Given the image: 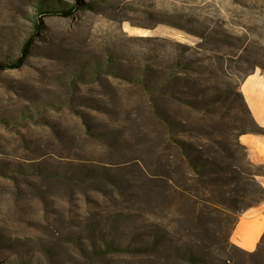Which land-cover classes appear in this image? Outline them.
Wrapping results in <instances>:
<instances>
[{"label":"rangeland","instance_id":"374dc122","mask_svg":"<svg viewBox=\"0 0 264 264\" xmlns=\"http://www.w3.org/2000/svg\"><path fill=\"white\" fill-rule=\"evenodd\" d=\"M31 37L0 72V264H264L231 242L264 203V0H0V62Z\"/></svg>","mask_w":264,"mask_h":264},{"label":"crops","instance_id":"0c3cea01","mask_svg":"<svg viewBox=\"0 0 264 264\" xmlns=\"http://www.w3.org/2000/svg\"><path fill=\"white\" fill-rule=\"evenodd\" d=\"M253 121L264 129V75L255 71L244 78L239 89ZM249 157L264 164V135L243 139ZM264 186V180L261 181ZM264 240V203L245 211L237 220L231 242L247 252L256 251Z\"/></svg>","mask_w":264,"mask_h":264},{"label":"trees","instance_id":"16d2710c","mask_svg":"<svg viewBox=\"0 0 264 264\" xmlns=\"http://www.w3.org/2000/svg\"><path fill=\"white\" fill-rule=\"evenodd\" d=\"M73 7L76 6H70V7H65L63 5H59L56 7H50L47 5H42L40 6V11H44V13L46 15H51V16H59V17H63V18H68L71 17L74 14V9ZM35 28L38 31L40 29V25L39 24H35ZM35 36V35H34ZM34 42V37H31L29 40H27V42L24 44V46L22 47L21 50V54L19 57H17L16 59L12 60V61H6V62H0V72L4 71V70H9V69H18L21 68L27 61V59L29 58L30 54H31V49H32V44ZM242 97V95H241ZM243 99V97H242ZM244 102V100H243ZM245 104V103H244ZM183 162V160H182ZM177 176L175 177H169L166 180L169 182H175L177 184H181V174L177 173ZM151 199H155V198H151ZM149 198V201H152ZM211 212L213 214L219 215L220 213L223 212L224 207L221 203H218L217 201H212L211 202ZM154 208V207H153ZM152 208V209H153ZM149 209L151 210V207H149ZM201 216L197 215V219H201ZM194 259V258H193ZM192 259V260H193Z\"/></svg>","mask_w":264,"mask_h":264}]
</instances>
